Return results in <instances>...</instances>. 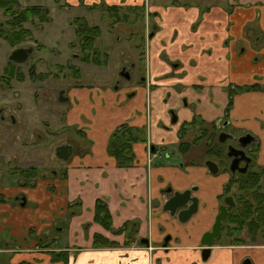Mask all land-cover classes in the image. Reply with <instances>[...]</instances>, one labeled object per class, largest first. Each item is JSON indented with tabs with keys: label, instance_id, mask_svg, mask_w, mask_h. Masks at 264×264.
<instances>
[{
	"label": "crops",
	"instance_id": "crops-1",
	"mask_svg": "<svg viewBox=\"0 0 264 264\" xmlns=\"http://www.w3.org/2000/svg\"><path fill=\"white\" fill-rule=\"evenodd\" d=\"M59 1L82 9L102 1L139 6L147 2ZM149 1L147 10L158 13L150 19L157 29L147 38L142 83L108 88L100 95L87 84L72 86L65 126L75 127L90 145L77 143V150L72 145L73 153L64 163L51 164L56 167L52 175L41 176L34 187L25 186L24 181L20 184L24 196L19 200H25V205L32 203L42 223L33 226L31 237L12 236L11 242L1 243L0 264H61L53 260L58 252L65 253L69 264H244L247 259L249 264H264V241L214 244L209 258L203 259L201 241L220 211L228 175L221 169L211 173L205 162L197 159L186 165L166 162L173 158L171 152L179 150L180 123L195 115L207 122L221 121L229 104L226 87L258 83L262 88L234 95L229 117L234 129L251 133L260 141L257 163L264 166V0H209L206 5ZM128 93L136 97L125 102ZM184 98L187 103L183 104ZM171 111L177 115L176 123ZM128 118L132 125L147 127V141L134 146L133 166L119 167L107 146L113 131ZM166 122L173 127L164 129ZM148 144L165 146L167 151L158 149L151 162ZM193 188L199 207L186 221L163 208L176 191ZM99 200L106 202L115 231L95 220ZM71 210L74 212L69 215ZM133 220L138 221V239H149V245L126 244V231H116ZM55 227L59 234H53ZM167 233L172 235L165 249ZM96 234L118 245L96 248Z\"/></svg>",
	"mask_w": 264,
	"mask_h": 264
},
{
	"label": "rangeland",
	"instance_id": "rangeland-1",
	"mask_svg": "<svg viewBox=\"0 0 264 264\" xmlns=\"http://www.w3.org/2000/svg\"><path fill=\"white\" fill-rule=\"evenodd\" d=\"M20 1L25 5L43 4L47 6L50 10L51 21L41 24L36 19L35 22L25 23V26L32 31L33 38L17 46L11 45L9 41L0 37V244L11 242L12 236L28 235L31 237L34 233L33 226L37 228L42 223L33 204L25 205L23 200H19L21 196H24L20 192V184L27 181L20 174L19 169L34 166L42 168L38 171L39 176H51L52 171L56 168L51 164L60 166L64 163L63 159H58L56 155V149L59 146L71 144L77 150V143L81 147H89L90 145L87 139L77 132L75 127L65 126V113L69 101H59L60 91L65 90L64 95L69 97L70 100L69 92L74 84L77 87L87 84V87L93 90L95 95H100L108 88L116 89L120 87V89H123L140 85L142 76L145 74L142 64L145 60L147 38L150 37L149 34L152 30L150 19L157 16H143L142 18L136 16L134 12H129L131 13L129 21L122 22L115 21V17L108 11H103L98 7L76 8L73 4H65L59 0ZM154 1L157 3L160 1L166 3L196 2L206 5L210 1L216 0ZM148 3H146V10L148 9ZM99 12L100 14L91 20V17ZM76 17L85 18L92 22L90 24H96L102 28V34L97 38L96 44L101 50L107 51L110 55L109 62L106 65H98L93 62L86 63L80 58L79 55L82 52L77 43L78 39L72 23ZM6 20L7 17L0 10V23H5ZM29 46H32L34 50L28 61L25 63L15 62L17 64L15 67L20 69V73L16 77H12L9 83L3 81L1 76L4 74L5 68L9 66L11 52L18 47ZM67 65L74 67L80 65V73L77 75L75 68L67 67ZM123 65L130 72V78L120 75ZM119 81L120 84H118ZM128 83L130 84L124 85ZM87 87H83V89ZM133 93L135 92L132 91ZM132 94H127L125 102H129L136 97ZM185 102L187 103L186 98L183 99V104ZM260 103V101H257L256 105L259 106ZM167 113L170 112L167 111ZM2 115L10 118L13 116L15 122L12 118L11 120L10 118L2 120ZM231 118V116L222 115L221 121H227L229 125H220L221 131L219 133L227 131L233 136L239 137L242 135L241 131L231 126ZM234 118H237V116ZM131 120L132 118H128L126 122L131 124ZM186 122L188 121L180 123L178 133ZM239 122L238 120L235 123ZM164 124V129L173 127L171 122ZM131 126L138 127L136 124H131ZM236 126L239 127V125ZM204 128L208 129L209 133L214 131L211 123L204 125ZM143 129L146 130L147 127L145 126ZM201 132L202 129L190 126L185 139L191 141ZM207 142L208 139L206 138L199 145H194L189 156L179 150L171 152L170 149L168 151L169 154L171 152L170 157L173 158L166 160V162H176V165H180L181 162L185 165L195 163L193 160L196 159L205 162L204 152L208 147ZM258 142L260 141L258 140ZM228 144H230V141ZM153 148V145L148 144V159L151 162L154 159V155L151 154ZM158 148L167 151L165 146H158ZM161 156L163 157V155ZM219 165L221 173H227L226 183H228L231 172L224 171V165ZM30 180L34 181L35 178L30 177ZM222 192H224V188ZM224 199L225 197L221 199V205L224 204ZM71 212L72 210L69 215ZM53 234H59L57 227H55ZM167 236H170V233H167L164 239ZM246 238L249 239L248 236ZM262 241L264 240H259V242Z\"/></svg>",
	"mask_w": 264,
	"mask_h": 264
},
{
	"label": "trees",
	"instance_id": "trees-1",
	"mask_svg": "<svg viewBox=\"0 0 264 264\" xmlns=\"http://www.w3.org/2000/svg\"><path fill=\"white\" fill-rule=\"evenodd\" d=\"M174 3V2H173ZM91 7H98L103 11H108L115 21H129L131 13H136L138 17L158 15L156 12H149L146 10V5H108L102 1ZM89 8V6H88ZM0 10L7 20L5 23H0V37H3L13 46L22 44L23 42L32 39V31L25 26L27 22H35L36 19L41 24L51 21L50 10L45 5H23L20 0H0ZM133 13V14H134ZM131 21V18H130ZM75 34L78 39V44L81 48L82 54L80 58L86 63H95L98 65H106L109 60V53L101 50L96 42L97 38L102 34V28L99 25H92L90 22L82 17H76L72 21ZM151 32L149 36L156 32L157 26L150 23ZM15 62H9L2 74L1 79L9 83L12 77H16L20 73V69L15 67ZM75 68L78 75L80 73L79 67L69 66ZM32 71V68H31ZM6 78V79H4ZM262 85L255 83L251 85L230 84L226 87L229 93V104L226 107L225 115L229 117L230 109L233 105L234 95L246 90H258ZM226 122V121H225ZM211 123L214 127L213 133H209L204 125ZM198 127L202 132L195 136L191 141L185 139L189 127ZM144 127H134L128 122L119 125L111 135L107 151L109 155L116 159L117 166L131 167L135 164L134 144L140 141H146L147 132ZM204 128V129H203ZM221 131L216 121L207 122L200 116H195L191 121L183 124L180 132L179 151L187 154L194 145H199L202 140L208 139L207 149L204 152L205 160L212 159L218 164H222L224 171L228 170V156L227 145L220 143L218 133ZM218 134V135H217ZM259 142L252 143L248 149V155L252 158L246 172L237 173L228 181L224 188L223 194L220 198L231 194L235 200V206L232 208L228 217L224 221L223 232L219 237V244L222 245H247L258 244L260 239L264 240V166L257 163V154L259 150ZM159 148L154 146L153 152L156 153ZM225 159L227 163L225 164ZM36 167H28L20 169V174L27 179L25 186L34 187L38 175ZM30 177L35 178V183L30 180ZM74 211L71 212L73 214ZM95 220L100 222L108 229L115 231L111 225V214L106 202L99 200L96 203ZM125 230L127 237L126 244L137 242L142 245L138 239V221L133 220L126 223L122 228L116 231L121 232ZM249 237V239L246 238ZM94 246L100 247H115L118 245L116 241L110 240L101 234L95 235ZM54 254V253H53ZM53 260L60 261L61 264H69V259L63 252L55 253ZM16 264H33L31 262L23 261Z\"/></svg>",
	"mask_w": 264,
	"mask_h": 264
},
{
	"label": "water",
	"instance_id": "water-1",
	"mask_svg": "<svg viewBox=\"0 0 264 264\" xmlns=\"http://www.w3.org/2000/svg\"><path fill=\"white\" fill-rule=\"evenodd\" d=\"M33 47H18L14 49L11 54L9 55V59L16 63H25L28 61L30 55L33 52ZM126 70L123 68L122 72ZM126 78H130V72L127 71V74L125 76ZM65 90H61L59 94V101L60 102H67L69 100V97L64 95ZM186 101V100H185ZM186 103V102H185ZM173 118L172 121H177V115L175 111H171ZM4 118V117H3ZM13 121L15 122V119L13 116H11ZM228 122H225V125H227ZM219 141L220 143H226L228 141H236L237 144H229L227 147V156L229 159H231L230 163V171L232 172V175L234 176L236 174V171L238 172H246L248 169V166L250 162L252 161V158L248 155L247 149L248 147L258 141L256 137L251 133H245L242 134L239 137L233 136L231 133H228L226 131H223L219 134ZM73 153V146L72 145H61L56 149V155L62 159H67L71 154ZM241 162H246V165L241 167ZM205 165L208 167L209 171L213 174H217L220 171L219 164L212 160L207 159L205 161ZM196 188V187H195ZM193 189H187L183 192H175L163 205V208L166 210H169L172 215H175L178 213V217L180 221H186L188 218H190L192 215H194L198 211V198L192 195ZM25 204V200H23ZM235 206V202L232 196H227L224 199V204L220 206V211L216 216L215 223L212 227V230L207 231L204 233L201 243L203 244L202 249V256L204 260H207L211 253V247L214 245L217 238L220 236L222 231L223 222L228 217L229 213L231 212L232 208ZM170 237L165 238L164 246L167 245V240ZM142 243H145L146 245L149 244V239L142 238ZM249 260L247 259L244 264H249Z\"/></svg>",
	"mask_w": 264,
	"mask_h": 264
},
{
	"label": "flooded vegetation",
	"instance_id": "flooded-vegetation-1",
	"mask_svg": "<svg viewBox=\"0 0 264 264\" xmlns=\"http://www.w3.org/2000/svg\"><path fill=\"white\" fill-rule=\"evenodd\" d=\"M32 53H33V52H32ZM30 56H31V55H30ZM123 68H125L126 70H124V71L122 72ZM122 70H121L120 74L123 75V76L125 77L126 74H127V71H128V70H127V67L123 65V66H122ZM3 116H4V118H3ZM1 118H2V120H7V119L10 118V117H7L6 115H2ZM10 120H11V118H10ZM221 123H223V122L221 121ZM222 132H223V131H222ZM226 132H227V131H226ZM228 133H229V132H228ZM219 134H220V133H219ZM218 137H219V135H218ZM228 142H229V141H228ZM228 142H226L225 144L227 145ZM230 144L236 145L237 142H236V141H230ZM228 145H229V144H228ZM228 145H227V147H228ZM248 151H249V149H247V153H248ZM230 163H231V159H229V157H228V170H229V171H230V169H229V167H230ZM240 165H241V167H243V166L246 165V162H241ZM219 166H220V165H219ZM248 167H249V166H248ZM230 172H231V171H230ZM237 173H242V172H238V171H236V174H237ZM236 174H235V175H236ZM235 175H234V176H235ZM232 176H233V175H232V172H231V178H232ZM231 178H230V179H231ZM227 196H232V195H231V194L226 195L225 198H226ZM232 197H233V196H232ZM223 198H224V197H223ZM223 198H220V199H223ZM233 199H234V197H233ZM222 202H223V201H222ZM234 202H235V200H234ZM223 225H224V222H223ZM222 232H223V226H222V231H221L220 236L222 235ZM220 236H219V237H220ZM167 237H170V238L167 240V245H166V246H164V243H163V248H165V249H168V246H169V243H170V240H171V235H170V236H167ZM167 237H166V238H167ZM219 237L217 238V240L215 241L214 244H219V243H218V241H219V240H218ZM141 239H142V238H140V242H141ZM163 242H165V239H164ZM141 243H142V242H141ZM143 244H145V243H143ZM148 245H149V244H148ZM203 247H204V246H203ZM202 249H203V248H202ZM210 254H211V253H210ZM202 257H203V256H202ZM208 258H209V257H208Z\"/></svg>",
	"mask_w": 264,
	"mask_h": 264
},
{
	"label": "built area",
	"instance_id": "built-area-1",
	"mask_svg": "<svg viewBox=\"0 0 264 264\" xmlns=\"http://www.w3.org/2000/svg\"><path fill=\"white\" fill-rule=\"evenodd\" d=\"M150 155V154H149Z\"/></svg>",
	"mask_w": 264,
	"mask_h": 264
}]
</instances>
